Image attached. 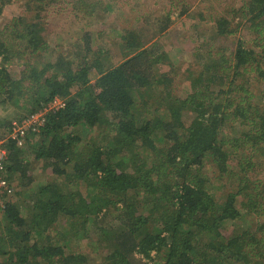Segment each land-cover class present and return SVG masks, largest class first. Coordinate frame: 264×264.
I'll return each mask as SVG.
<instances>
[{
    "label": "trees",
    "instance_id": "obj_1",
    "mask_svg": "<svg viewBox=\"0 0 264 264\" xmlns=\"http://www.w3.org/2000/svg\"><path fill=\"white\" fill-rule=\"evenodd\" d=\"M58 2L26 0L0 26V133L65 102L6 144L17 191L0 202V264H264V0L201 19L212 33L181 72L160 39L172 10L151 34L123 28L116 63L86 33L73 46L90 62L51 45Z\"/></svg>",
    "mask_w": 264,
    "mask_h": 264
},
{
    "label": "rangeland",
    "instance_id": "obj_2",
    "mask_svg": "<svg viewBox=\"0 0 264 264\" xmlns=\"http://www.w3.org/2000/svg\"><path fill=\"white\" fill-rule=\"evenodd\" d=\"M79 1L59 0L55 6L44 12V15L50 20L49 25L52 29L49 35L50 43L54 47L59 46L58 50H61V53L66 51L71 57L78 55L81 51H78L79 47L77 48L73 45L82 40L83 36L88 33L92 40V49L97 51L98 47H102L106 54H109L111 60L116 63L122 59L120 46L122 37L119 32L123 28H142L145 34H151L158 28L157 24L166 19L169 10H172L170 12H172L171 18L173 21H171L167 33L160 39L169 51L170 57L177 62L178 70L181 72L187 67L196 69L195 64L192 63L194 62V57L200 52L198 49L201 48L204 37H210L212 33L211 25L206 27L204 25L206 22L201 21V19L210 18L211 15L221 9L239 7L243 0H99L98 5L90 12L87 10L88 5L82 10H75V3ZM25 3L26 0H5L3 11L0 15V26L9 22L12 17L25 14L27 10ZM183 9H186V13L179 15ZM34 11L31 10L29 15L35 14ZM240 33L241 31H239ZM244 37L249 39L248 34H245ZM234 38L237 39V37ZM224 40L232 48L235 47L230 37H225ZM211 41L212 39L209 38L206 42ZM84 42L85 40H82L80 46L84 47L86 44ZM219 42L222 41L220 40ZM202 46L204 47V45ZM92 55L85 49L79 54V56H86L90 62L93 59ZM46 58L48 57L45 56ZM13 70L20 72L17 66ZM183 79H180V77L176 79L178 80L177 88L180 89L181 85L184 84ZM7 109L9 111L12 108L8 107ZM5 114L3 108L0 107V116ZM4 134L6 133H0V136ZM83 135L88 138V135L98 136L99 133L96 130H93V132L84 130ZM101 135H104V133ZM36 174L40 177L37 181L53 180V176L49 175L48 170L42 171L39 169ZM232 177L235 178V176L229 175L228 183L226 188H224L225 193L233 192L235 188H238L236 178L235 180L230 179ZM13 185L15 191L12 196H15L17 191L16 183L14 182ZM249 220L250 224L246 225L247 228L255 229L258 225L257 218L250 215ZM241 224L244 227V223L241 222ZM85 242V240L80 241L82 251L85 248ZM74 244L76 247L78 246L76 241ZM136 264L143 263L136 261Z\"/></svg>",
    "mask_w": 264,
    "mask_h": 264
},
{
    "label": "built area",
    "instance_id": "obj_3",
    "mask_svg": "<svg viewBox=\"0 0 264 264\" xmlns=\"http://www.w3.org/2000/svg\"><path fill=\"white\" fill-rule=\"evenodd\" d=\"M65 102L57 98L49 104V107L15 119L9 132L0 136V202H4L8 196L14 194V185L6 178V160L8 158V150L6 142L14 141L18 146H24L28 135L31 132H37L44 126L49 110L63 107Z\"/></svg>",
    "mask_w": 264,
    "mask_h": 264
}]
</instances>
